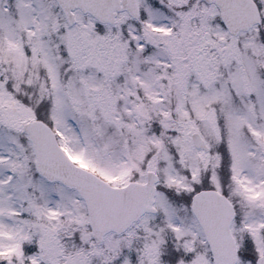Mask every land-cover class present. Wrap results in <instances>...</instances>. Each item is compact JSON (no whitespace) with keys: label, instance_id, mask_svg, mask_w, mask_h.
I'll return each mask as SVG.
<instances>
[{"label":"snow or ice","instance_id":"obj_1","mask_svg":"<svg viewBox=\"0 0 264 264\" xmlns=\"http://www.w3.org/2000/svg\"><path fill=\"white\" fill-rule=\"evenodd\" d=\"M0 264H264V0H0Z\"/></svg>","mask_w":264,"mask_h":264}]
</instances>
